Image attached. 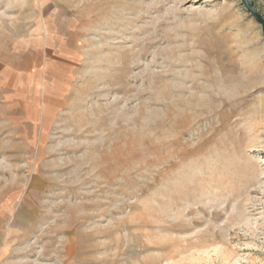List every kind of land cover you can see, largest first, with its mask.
<instances>
[{"label":"rangeland","instance_id":"obj_1","mask_svg":"<svg viewBox=\"0 0 264 264\" xmlns=\"http://www.w3.org/2000/svg\"><path fill=\"white\" fill-rule=\"evenodd\" d=\"M0 264H264L242 0H0Z\"/></svg>","mask_w":264,"mask_h":264},{"label":"water","instance_id":"obj_2","mask_svg":"<svg viewBox=\"0 0 264 264\" xmlns=\"http://www.w3.org/2000/svg\"><path fill=\"white\" fill-rule=\"evenodd\" d=\"M242 2L251 16L260 24L264 36V17L255 9L249 0H242Z\"/></svg>","mask_w":264,"mask_h":264}]
</instances>
